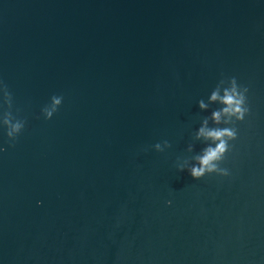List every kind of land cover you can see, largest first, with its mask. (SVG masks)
<instances>
[{
	"label": "water",
	"instance_id": "1",
	"mask_svg": "<svg viewBox=\"0 0 264 264\" xmlns=\"http://www.w3.org/2000/svg\"><path fill=\"white\" fill-rule=\"evenodd\" d=\"M0 148V264H264V0H0Z\"/></svg>",
	"mask_w": 264,
	"mask_h": 264
},
{
	"label": "clouds",
	"instance_id": "2",
	"mask_svg": "<svg viewBox=\"0 0 264 264\" xmlns=\"http://www.w3.org/2000/svg\"><path fill=\"white\" fill-rule=\"evenodd\" d=\"M233 88L230 92H226L225 96L223 98V103L227 105V107L224 109L225 112L231 111L232 114L237 116L238 120H243L245 117V114H248L249 109L248 107H242L245 104L246 96L245 93L248 92L247 87L242 86V91L237 93L235 88V81L236 78L233 77ZM216 94L214 93L212 96V99L215 100ZM53 109L51 111L44 110L45 115L44 119L49 120L52 118L53 113L56 111L55 105H59L62 101V97L60 96H53ZM201 107H204V105L201 103ZM220 113H214L213 119L215 121H219ZM24 127V123L18 122L16 125H14V130L19 131L21 128ZM200 135L204 136L207 139H211L213 141L219 140L220 143L215 148H207L203 154V156L198 158V163L200 167H193L191 169L190 175L193 179H199L203 176L204 172L212 171L215 168V164L213 161H216L220 158L221 153H223L226 149V142L222 139V137H229L232 139H235L236 132L235 130L230 129H213V130H205L204 128H201ZM11 146V145H10ZM159 147V145H157ZM4 149L0 148V152H3Z\"/></svg>",
	"mask_w": 264,
	"mask_h": 264
}]
</instances>
